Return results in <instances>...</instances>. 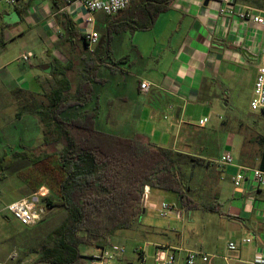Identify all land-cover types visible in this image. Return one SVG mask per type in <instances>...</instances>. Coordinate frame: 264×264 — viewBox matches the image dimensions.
Here are the masks:
<instances>
[{"label": "crops", "instance_id": "0c3cea01", "mask_svg": "<svg viewBox=\"0 0 264 264\" xmlns=\"http://www.w3.org/2000/svg\"><path fill=\"white\" fill-rule=\"evenodd\" d=\"M159 1L131 0L116 14L93 12V21L88 22L87 10L77 0H17L13 7L20 15L21 24L9 29L11 24L1 23L3 48L9 40L31 35L29 40L36 44L31 48L25 46L24 51L40 61H31L20 68L0 58V92L6 94L2 106L11 104L13 93L24 94L26 102L15 110V115L23 113L29 123L24 129L40 132L42 141L30 145L32 136L26 135L27 144L15 151L12 148L17 146L8 143L10 135L2 134L5 139L0 140V147L12 149L11 154L30 149L35 156L43 155L44 147L50 148L49 143L52 145L54 140L44 136L43 125L53 126L55 138L59 128L52 120L45 121L39 107L49 106L66 88L64 92H74L87 57L95 58L96 76L100 81L90 83L91 98L79 109L98 106L97 129L138 141H152L185 154L188 153L182 146L206 142V136L200 132L217 129L224 114L216 117L211 114L230 107L231 92L248 89V98L251 97L257 68L264 61V24L250 17L243 18L239 13L264 16V0H231L226 4L221 0ZM222 6L225 9L220 11ZM68 23L72 27L69 31L64 27ZM91 29L98 33L96 44H89L85 37ZM21 44L25 45L22 41ZM54 65L58 66L56 71ZM142 80L150 84L146 92L139 88ZM78 112L71 107L63 116L75 117L80 115ZM203 118L206 121L199 124ZM139 122L147 123L152 134L141 131L140 127H128L130 131L124 133L121 130L125 126L121 130L118 126ZM110 123L117 124L115 132L107 129ZM201 151V155L206 152L203 148ZM224 151L229 150L221 148L216 151V157ZM259 162L260 158L252 164L237 156L231 164H216L219 182L213 201L217 210L207 211L220 215L218 222L223 223L217 224L212 255L203 252L216 260L197 259L195 264H250L256 252H264V188L250 177L239 190L232 182L239 164L259 167ZM22 181L17 189L24 185L26 190L0 200L1 213L12 200L34 193L41 200L49 194L43 182L37 187L29 180ZM147 188L149 200L148 194L153 188ZM148 200L142 212L156 211L158 203L154 199L148 203ZM138 231L156 233L159 229L142 225ZM247 237L251 240L243 242L242 238ZM228 241H234L236 248L228 249ZM157 245L165 252L175 253V264H184L183 257L188 251H199L185 247L178 238Z\"/></svg>", "mask_w": 264, "mask_h": 264}, {"label": "trees", "instance_id": "16d2710c", "mask_svg": "<svg viewBox=\"0 0 264 264\" xmlns=\"http://www.w3.org/2000/svg\"><path fill=\"white\" fill-rule=\"evenodd\" d=\"M64 27L67 31L72 29L69 23ZM4 45L1 39L0 51ZM94 59L85 58V68L73 93L64 92L68 90L66 88L51 100L49 106L39 107L45 121L52 120L59 128L62 146L57 149V143L53 142V150L41 156L24 149L5 160H2L4 155L0 157L1 166L7 162L3 170L12 166L21 179L36 183L37 187L44 183L48 174L52 185H48L49 194L42 197L40 203L66 211L64 221L54 231L59 242L50 243L52 245L30 264H82L80 245L105 246L117 230L136 226L143 209L141 197L145 186L171 191L186 205L191 200L179 169L187 158L190 161L194 158L152 141L143 142L101 131L95 126L98 106L93 105L90 110L79 109L91 98L90 83L100 81ZM71 107L80 110V115L64 117L63 113ZM260 140L264 142V135ZM54 155L57 156L55 166L51 164ZM1 166L0 181L5 177ZM28 166L39 171L36 181L26 177L23 169ZM259 167L264 169V150ZM190 202L206 210H217L213 202Z\"/></svg>", "mask_w": 264, "mask_h": 264}, {"label": "rangeland", "instance_id": "374dc122", "mask_svg": "<svg viewBox=\"0 0 264 264\" xmlns=\"http://www.w3.org/2000/svg\"><path fill=\"white\" fill-rule=\"evenodd\" d=\"M0 13L2 14L0 25L2 22L9 23L11 24L9 29H12L21 24L19 22L20 15L12 4L1 1ZM29 37L31 35L24 36L19 40H9L5 48L1 49L0 58H2L3 62H12L15 66L25 68V65L31 61H40L39 58L37 59L34 56H30L28 61H23L21 58L23 53L28 54V52L24 51L26 49L25 46L28 45L27 48H31L32 44H36L34 40H29ZM21 41L25 44L24 46ZM18 55L20 56L18 57ZM57 67V65L53 66L54 71H56ZM3 95L6 94L0 92V140L2 139L3 141L5 139L2 134L5 136L10 135L11 137H7L9 139L8 143L17 146L12 148L15 151H20L21 145L27 144L24 142L26 135L32 136L30 145L41 142L42 136L40 132L36 134L34 129L32 131L24 129L25 125L29 123L23 118V113L19 116L15 115V110L20 107L22 102H26V96L13 93L11 104L2 106ZM230 95V107L221 108L222 112L211 114L213 117L221 113V116L224 114L220 118L217 129H208L200 132L206 136V142H194L196 144L191 147L182 146V149L188 153L189 158H194L193 161L187 158L179 169L188 197L194 203H214L215 201L213 196L219 182V174L216 171L218 169L216 164L213 163L216 158V151L225 147L231 152L233 158L236 159L239 156L240 159H246L253 164L260 158L261 152L264 150V142L260 140V136L264 135V115L248 107V89L237 90L231 92ZM5 100H7V97ZM116 126L117 124L113 123L106 125L109 131H116ZM118 126L120 130L125 126V129L121 130L124 133L130 131L133 127H140L141 131L152 134L151 128L147 123L118 124ZM207 126H209V122ZM98 127H100L99 123ZM43 128L44 136L48 139H53L61 147L63 140L59 135L55 138L56 133H54L53 126L44 124ZM53 146L51 145L50 148L44 147L43 151L46 153L52 150ZM201 148L206 151L203 155L200 154L202 152ZM12 149L0 147V155L4 151L2 160L7 159L11 155ZM56 162L57 156L54 155L51 157V164L55 166ZM6 163L4 162V165H0L2 170ZM239 165L244 166L243 164ZM23 170L26 173V177L28 176L30 180L36 181L34 179H36L39 171H35L31 167ZM3 171L7 177L0 182V200L4 201L13 197L16 192L26 190V188L23 185L22 189H17V184L23 182V179L13 171L12 167ZM43 180L49 190L48 185H52V179L47 174ZM148 196V203L151 199H154L156 203L164 201L173 208L167 216H162L155 210L141 212L136 220L135 227L117 230L106 244L107 246L109 244L117 245L123 249L115 264H155L163 254L162 251L158 250L157 243H168V239L170 241L175 238H178L185 247L193 250H199L207 254L214 252V243L218 233L217 224L223 223V221L218 222L220 215L207 211L200 205L195 204L193 206L194 204L189 200L188 205H186L171 191L153 188ZM37 204L43 207V212L40 220L30 227H24L19 224L8 211L3 210L2 213L0 212V264H30L41 255L46 247L52 245L50 243L54 242V240L59 242L54 231L64 221L66 211L61 208L45 207L40 203V200ZM142 225L158 228L159 231L156 233L151 231L140 232L138 229L141 230ZM79 251L82 255L95 252L94 246L84 247V245L79 246ZM211 260L215 261L216 259L212 256Z\"/></svg>", "mask_w": 264, "mask_h": 264}, {"label": "built area", "instance_id": "2783aa9c", "mask_svg": "<svg viewBox=\"0 0 264 264\" xmlns=\"http://www.w3.org/2000/svg\"><path fill=\"white\" fill-rule=\"evenodd\" d=\"M6 1L9 4H14L17 0H0ZM82 6L87 10L86 20L88 22L93 21V12L101 11L106 15L116 14L123 9H125L131 0H77ZM223 3H229L231 0H221ZM225 8L222 6L220 11ZM241 17H250L254 22L264 24V16L260 14L241 12L239 13ZM86 39L89 44H96L98 40V33L91 29L85 34ZM30 54H22L21 58L23 61H28ZM139 88L141 91H148L150 84L142 80L139 83ZM249 108L253 111H257L264 115V62L262 65L259 64L254 82L252 94L249 99ZM206 118L200 119L199 124H203ZM233 162V156L230 151H224L220 156L213 160L214 164L226 165ZM250 177L258 186L264 188V169L259 167H243L238 166L237 172L232 177L233 186L235 189L239 190L242 183ZM144 187L143 194L141 197V207L144 209L147 205V188ZM39 194L34 193L27 197H20L18 199L12 200L7 203L4 210L8 211L12 218L15 219L19 224L24 227H30L35 225L41 217L43 212V207L38 206ZM173 207L166 202L162 201L155 207L156 211L162 215L167 216L169 211ZM251 239L249 237L242 238L243 242H249ZM162 251V256L158 259L155 264H175L176 255L174 252H165L162 246L158 247ZM227 248L233 250L236 248V243L234 241L227 242ZM94 251L91 254H83L81 257L82 264H115V261L121 256L123 249L117 245H105V246H94ZM209 255L200 251H188L186 257L184 258V264H195L197 259L202 262H209ZM227 259L228 257H224ZM250 264H264V252H256L250 262Z\"/></svg>", "mask_w": 264, "mask_h": 264}]
</instances>
